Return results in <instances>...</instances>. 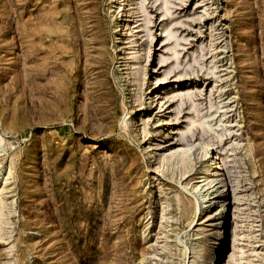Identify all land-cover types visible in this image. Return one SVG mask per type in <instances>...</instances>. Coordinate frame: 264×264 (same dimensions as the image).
Segmentation results:
<instances>
[{
	"label": "rangeland",
	"instance_id": "rangeland-1",
	"mask_svg": "<svg viewBox=\"0 0 264 264\" xmlns=\"http://www.w3.org/2000/svg\"><path fill=\"white\" fill-rule=\"evenodd\" d=\"M0 264H264V0H0Z\"/></svg>",
	"mask_w": 264,
	"mask_h": 264
},
{
	"label": "bare ground",
	"instance_id": "bare-ground-1",
	"mask_svg": "<svg viewBox=\"0 0 264 264\" xmlns=\"http://www.w3.org/2000/svg\"><path fill=\"white\" fill-rule=\"evenodd\" d=\"M207 180H208V178L204 179V182L207 181ZM207 185H208V184H207ZM204 186H205V185H204ZM202 196H203V195H202ZM206 196H207V195H206ZM206 196H204V197H206ZM212 202H213V201H212ZM211 204H212V203H211Z\"/></svg>",
	"mask_w": 264,
	"mask_h": 264
}]
</instances>
